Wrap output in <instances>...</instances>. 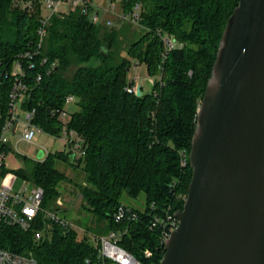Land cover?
<instances>
[{
	"label": "trees",
	"instance_id": "16d2710c",
	"mask_svg": "<svg viewBox=\"0 0 264 264\" xmlns=\"http://www.w3.org/2000/svg\"><path fill=\"white\" fill-rule=\"evenodd\" d=\"M37 1L0 0V134L10 118L13 62L38 38L43 16ZM238 4L239 0L144 1L140 25H135L142 33L133 40L130 36L137 28L124 33L118 27L122 22L114 27L94 22L79 8L51 17L37 64L25 67L28 91L19 111L35 109L33 122L59 135L61 119L53 112L65 108L67 96L75 95L79 109L67 124L84 140V152L68 146L43 159L24 157L30 159L29 166L13 171L43 187V208L57 210L53 202L61 194L59 185L70 180L56 161L80 167L86 183H75V189L82 195V207L102 228L100 232L86 228L80 237L76 228L65 231L52 223L38 239L43 216L27 231L0 223V247L32 253L39 264H102L94 237L128 229L121 245L146 263H160L166 246L159 231L148 225L151 204L158 212L184 207L193 173L189 155L198 110L227 21ZM132 5L133 1L123 3L127 9ZM159 32L175 35L183 46L164 57ZM44 58H48L45 63ZM132 60L145 64L149 74L158 77L152 89L142 90L141 95L127 89L135 86L128 80ZM11 146L2 144L1 149ZM7 171L4 163L2 174ZM142 192L146 208H135L140 212L138 221L116 222L113 213L124 204L122 194L135 198ZM146 248L153 251L151 259L142 254Z\"/></svg>",
	"mask_w": 264,
	"mask_h": 264
},
{
	"label": "water",
	"instance_id": "95a60500",
	"mask_svg": "<svg viewBox=\"0 0 264 264\" xmlns=\"http://www.w3.org/2000/svg\"><path fill=\"white\" fill-rule=\"evenodd\" d=\"M189 159L159 264H264V0H239L227 21Z\"/></svg>",
	"mask_w": 264,
	"mask_h": 264
},
{
	"label": "built area",
	"instance_id": "2783aa9c",
	"mask_svg": "<svg viewBox=\"0 0 264 264\" xmlns=\"http://www.w3.org/2000/svg\"><path fill=\"white\" fill-rule=\"evenodd\" d=\"M133 1L131 8L123 7V3ZM144 1L148 0H44L43 6L46 10L45 15L41 18L39 28L37 29L38 38L35 45H29L18 53L12 69V76L15 78L13 88L9 94L10 98V118L4 125L0 134V223H5L13 226H19L23 230L32 229L35 221L40 216H43V226L37 230L36 237L42 238L44 233L50 229L52 223H57L65 228V231L75 228L73 224L66 218L59 215L57 210H49L43 208L44 188L41 186L23 185L20 189L14 188L16 179L8 181V176L2 174V168L5 163V152L1 150L2 144H12L9 139V132L16 134L19 131L18 126H21L20 140L33 142L36 136V130L39 127L33 122L36 115V110L19 111V103L28 91V86L24 82L26 77L25 67L34 68L37 64V55L44 45L47 34V27L53 15L64 11L65 9L79 8L87 12L94 22H98L101 10L105 11V16L101 22L107 26L114 27L120 22H129L134 25H140L141 12ZM61 7H63L61 9ZM163 41L164 52L163 56L172 50L182 47L183 43L173 34L168 32H159ZM48 58L43 59V63L47 62ZM55 65L54 62L51 63ZM48 73L51 72L49 68ZM38 80L42 79L39 74ZM128 91L137 92L135 86H129ZM75 95H69L66 98V104L76 101ZM54 114H58L61 119V131H64L67 138V145L75 152L83 154L84 140L78 133L68 127V116L65 108L59 109ZM24 115V119L21 116ZM68 119V118H67ZM41 128V127H39ZM42 129V128H41ZM43 130V129H42ZM43 157L45 158L50 153L48 149L43 148ZM41 158V159H42ZM184 165L186 161L182 162ZM155 203L151 204L152 216L149 219V227L159 231L161 242L166 246V241L171 236L172 232L179 226L180 221L176 217V212L170 208L164 212L156 210ZM139 211L134 207L122 204L113 213L116 222H131L138 221ZM128 229L111 231L108 234L94 237L98 242L99 257L102 264H159L155 261L146 263L143 259L138 258L135 254L121 245L124 234ZM142 254L146 259H151L153 251L151 249L142 250ZM0 264H39L38 259L32 253H18L10 249L0 247Z\"/></svg>",
	"mask_w": 264,
	"mask_h": 264
},
{
	"label": "rangeland",
	"instance_id": "374dc122",
	"mask_svg": "<svg viewBox=\"0 0 264 264\" xmlns=\"http://www.w3.org/2000/svg\"><path fill=\"white\" fill-rule=\"evenodd\" d=\"M44 0H38V10L40 15H45V9L43 6ZM63 7H61L62 9ZM73 9V8H72ZM34 11L36 9H33ZM70 10V9H69ZM65 11H68V9ZM105 16V11L101 10L99 14L98 23H100ZM119 24L117 23V26ZM118 27H121L124 30V33H127L130 28L136 29V33L131 35L130 39L133 40L135 37H138L142 30L138 26L129 22H123ZM124 55V54H123ZM158 77L155 75H150L145 64L138 63L135 60H132L131 68L128 72V80L135 83L136 91L138 88H141L143 92H148L152 89L155 79ZM79 109V105L76 101L68 103L65 105V110L67 111V118L69 119L71 114ZM67 120L68 122V119ZM21 119H24V115L21 116ZM19 131L16 134L9 132V139L12 141L13 146L10 149L5 151V166L8 170L5 174L8 176V181L15 180L14 188L20 189L23 185L31 186L32 183L18 176L13 170L19 167L29 166L30 159H37V154L43 148L49 150V152H55L57 150H68L67 138L64 131H61L59 135H53L47 131L37 128L36 136L33 142H26L20 140L21 135V126ZM2 150V149H1ZM4 151V150H2ZM4 151V152H5ZM24 157L30 158L28 161ZM47 157V156H46ZM43 159V158H42ZM56 167L63 171L69 178L70 182H61L59 189L61 191L60 196L56 201L53 202V207L58 208L57 211L60 216L66 217L75 227L79 230L80 237H83L85 234V229L92 227L96 232H100L102 228L101 222H94V215L88 210L82 207L83 199L81 193L77 192L75 189V183H86V176L83 170L80 167H75L71 163L63 160L56 161ZM121 201L125 205H129L139 210H144L146 208L145 194L142 192L138 197H130L126 193H123L121 196ZM97 224V225H96Z\"/></svg>",
	"mask_w": 264,
	"mask_h": 264
}]
</instances>
